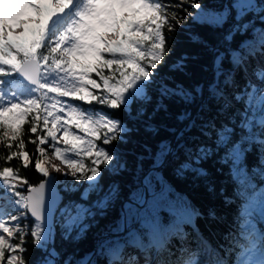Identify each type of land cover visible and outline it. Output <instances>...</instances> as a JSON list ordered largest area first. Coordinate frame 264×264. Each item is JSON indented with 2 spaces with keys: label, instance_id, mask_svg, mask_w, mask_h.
<instances>
[{
  "label": "snow or ice",
  "instance_id": "snow-or-ice-1",
  "mask_svg": "<svg viewBox=\"0 0 264 264\" xmlns=\"http://www.w3.org/2000/svg\"><path fill=\"white\" fill-rule=\"evenodd\" d=\"M237 4L240 6L238 21L253 7H260L264 12V6L253 5L252 0H233V7ZM165 7L161 0H0V142L9 149L6 159L22 158L23 167L31 166L30 154L22 139L23 127L28 124V131L35 135L28 142L36 145L39 156L47 155L44 145H50L56 159L71 169L76 180L89 182L82 200H87L93 192L99 194L100 166H109L114 159L102 145L119 139L127 128L112 114L90 111L82 105L123 109L130 114L134 102L150 99L146 90L156 83L158 66L166 55ZM226 19L225 15L217 14L209 22L220 26ZM241 26L238 23L235 29L239 31ZM16 30L19 34H15ZM109 33L116 39H107ZM230 38L231 33L225 37ZM223 59L222 54L216 57L217 77L225 75V85L234 83L231 74H225L221 68ZM231 62L234 67H241L245 57L238 53L232 56ZM104 69L108 70L107 75ZM93 73L100 82L92 78ZM253 75L262 87L253 86L250 81L248 87L253 91L233 98L245 104L238 113L240 139L233 142L234 129L227 126L217 134V147L226 149L225 162L231 161L236 166L243 163L252 144L264 148V67L257 66ZM14 76L19 79H12ZM209 90L214 97L223 98L226 107L231 106L232 101L224 96L218 82L210 85ZM159 91L167 95L171 90L161 83ZM182 95L189 98L186 93ZM244 95L248 97L246 101ZM72 100L82 104H74ZM141 111L138 107L137 115ZM58 133L62 136L58 137ZM58 139L66 147L58 146ZM13 147L17 151L12 152ZM168 151L164 146L162 155ZM208 154L204 147H198L195 153L190 150V163L182 167L192 168L193 163ZM35 169L45 178L38 186L17 180L18 170L10 167L0 170V264H26L22 255L16 253L25 251L23 243L28 232L34 244L41 247H47L51 239L50 225L45 227L49 173L39 158L35 160ZM193 170L203 174L202 169ZM146 183L150 184L147 178ZM25 186L27 195L19 190ZM114 191L110 189L97 199L95 206L105 208ZM55 199L53 190L49 200L55 202ZM48 211L50 215L51 205ZM60 211L73 223L91 214L90 209L75 202ZM147 215L146 211L142 220L147 240L130 232L131 238L126 244L117 242L108 249V264H141V260L142 264H225L217 250L206 243L193 251L183 244L187 239L185 234L161 229ZM26 217L34 218V226H21L20 221ZM17 234L20 243H11ZM176 236L182 242L179 255L170 248ZM129 245L138 250L137 255L126 257ZM44 264H72V261L61 262L53 248ZM77 264L93 262L84 258Z\"/></svg>",
  "mask_w": 264,
  "mask_h": 264
},
{
  "label": "trees",
  "instance_id": "trees-1",
  "mask_svg": "<svg viewBox=\"0 0 264 264\" xmlns=\"http://www.w3.org/2000/svg\"><path fill=\"white\" fill-rule=\"evenodd\" d=\"M161 2L166 6L163 10L167 17L163 27L166 55L158 66L156 83L146 90L150 99L134 102L130 114L123 109L82 105L90 111L95 109L112 114L122 121L127 131L122 132L119 139L102 145L114 159L109 166H100L99 194L93 192L87 200H82L81 187L66 190L60 184L63 201L59 206L64 208L75 202L83 204L91 212L83 220L73 223L59 207L56 210L50 245L51 250L54 248L59 253L61 262L67 259L77 264L97 248L91 258L93 264H108V249L117 242L126 244L131 238L130 232L147 240V229L142 223L146 211L147 218L161 229L187 234V241L183 242L185 247L195 251L206 243L217 250L225 264H244L240 252L245 245H251L264 255V235L249 237L253 229L262 231L263 228L264 148L252 144L243 157V163L236 166L231 161L225 162L226 149L217 147V134L224 126L234 129L233 142L240 139L241 117L238 113L245 104L236 102L234 96L252 92L253 88L248 87L250 81L253 86L262 87L253 72L257 66L264 67V12L260 7H253L238 21L240 6L233 7V0ZM252 3L264 6V0H252ZM194 4L201 7L198 9ZM217 14L227 17L220 26L209 22ZM238 23L242 25L239 31L235 29ZM230 33L231 38L226 40ZM238 53L245 57V64L236 68L231 58ZM221 54L224 56L221 68L225 74H231L234 83L225 85V75L217 77L216 57ZM104 73L107 75L108 70L104 69ZM92 78L99 81L94 73ZM12 79L19 78L14 76ZM217 82L224 96L232 101L231 106L226 107L223 98L218 99L210 92L209 86ZM161 83L171 90L169 94L161 95ZM182 93L188 94L189 98L186 99ZM247 99L244 95V100ZM72 103L82 104L75 100ZM138 107L142 108L140 115H137ZM31 115L34 113L27 119ZM186 118L189 119L182 124ZM28 129L29 125L25 124L22 139L25 150L30 154L31 166L23 167L22 158L8 161L9 149L0 142V170L4 167L18 170L17 179L33 185L45 178L35 169V160L40 156L36 145L28 142L30 138L35 139ZM174 134V148L165 159L162 150L164 146L169 147ZM198 147L208 149L207 157L193 163L192 168H183L190 163L189 151L195 153ZM11 151H17L16 147ZM85 159L90 163L88 158ZM121 160L122 166L114 168ZM160 160L162 162L157 165ZM193 169H202L203 174ZM143 176L150 181L147 183V198L143 204H126L122 213V201L144 195ZM110 189L115 191L107 206L103 209L96 207L97 199ZM19 190L25 194L24 187ZM189 214L200 233L188 223L186 218ZM20 224L34 226V219L26 217ZM124 226L126 231L116 233L119 232L117 228L123 230ZM11 243H20L18 234ZM181 243L178 236L171 241L170 248L178 251L177 255ZM23 247L25 251L19 254L26 264H42L50 252L47 247L34 244L30 232L25 235ZM200 258L205 259L204 256Z\"/></svg>",
  "mask_w": 264,
  "mask_h": 264
},
{
  "label": "rangeland",
  "instance_id": "rangeland-1",
  "mask_svg": "<svg viewBox=\"0 0 264 264\" xmlns=\"http://www.w3.org/2000/svg\"><path fill=\"white\" fill-rule=\"evenodd\" d=\"M15 34H19V30H16ZM106 38L111 39V40L116 39V37L114 35H112L111 33H109ZM65 99L67 100L69 98H65ZM60 136H62V133H58V137H60ZM57 143H58V146H61L62 148L66 147L65 145H63L62 139H58ZM44 147L46 149L47 155L40 156V160H41V163L47 167V170L49 173V178L56 183L57 182L60 183L63 186V188L66 190H72L74 188H80L81 187L82 193H83L84 189L88 187L89 182L85 181V180H76L73 177V175L71 174V169H69V167L65 163L61 162L59 159H56L50 145L46 144V145H44ZM105 149H106V147H105ZM122 164H123L122 160L118 161L114 165V168L117 169L118 167H121ZM56 168H58L59 171H55L54 169H56ZM59 208L63 209L62 206H59ZM48 226H49V224L45 223V227L47 228ZM262 227H263L262 231H259L257 229H255V230L253 229L251 231V234H249V237L259 236L261 234L264 235V221L262 222ZM50 228H51V226H50ZM5 235H7V234H5ZM50 242L51 243L53 242L52 237H51L50 241L48 242L47 251H51ZM13 244H15V243H13ZM95 249H97V248H95ZM243 249L244 250L242 252H240V255L246 264H249L251 262V260H252V264H254V262H255V264H261L260 260H262V258L264 257L262 254H260L258 251L255 252L251 245H245ZM16 254L20 255L19 252H17ZM130 254H131V251L126 253V257H127V255H130ZM42 264H44V263H42ZM141 264H142V260H141Z\"/></svg>",
  "mask_w": 264,
  "mask_h": 264
},
{
  "label": "water",
  "instance_id": "water-1",
  "mask_svg": "<svg viewBox=\"0 0 264 264\" xmlns=\"http://www.w3.org/2000/svg\"><path fill=\"white\" fill-rule=\"evenodd\" d=\"M193 114H191V116H192ZM190 116V117H191ZM189 117V118H190ZM189 118H186L184 121H183V123L182 124H184V123H186L187 122V120L189 119ZM181 124V125H182ZM180 125V126H181ZM180 128V127H179ZM178 130V129H177ZM175 137H176V134H174V136L172 137V139L169 141V147H168V149H169V151L167 152V154H165V159L166 158H168L169 157V155H170V152L172 151V149H173V147H174V140H175ZM157 165H159V163L157 164ZM42 181H44V179H42V180H40L39 182H37V183H34L33 185H31V186H38L39 185V183L40 182H42ZM46 184H47V186H46V190H45V192H46V208H45V216H46V219H45V223L47 224H49L50 226H52L53 225V222H54V215H55V212H56V210L58 209V207H59V205L62 203V201H63V191L61 190V186H60V183H56V182H54L53 180H51L50 179V181H46ZM144 187H145V193H144V195L143 196H139V197H137V198H133V197H128V198H126V200H124V201H122V206H121V210H122V213H124V211H125V206H126V204H128V203H133V204H142V202L146 199V197L148 196V194H149V191H148V187H147V183L146 182H144ZM25 188V195H27V191H26V186L24 187ZM54 190V192H55V194H56V199H55V202H51L50 200H49V197H50V195H51V193H52V191ZM49 205H51V212H50V215H49V211H48V209H49ZM30 215V214H29ZM34 219V218H33ZM125 224V223H124ZM126 230V226L124 227V229L122 230V231H120V232H116V233H121V232H123V231H125ZM115 233V234H116ZM95 250V248L92 250V252L91 253H89V254H87L86 255V257L85 258H92L93 257V255H94V251Z\"/></svg>",
  "mask_w": 264,
  "mask_h": 264
},
{
  "label": "bare ground",
  "instance_id": "bare-ground-1",
  "mask_svg": "<svg viewBox=\"0 0 264 264\" xmlns=\"http://www.w3.org/2000/svg\"><path fill=\"white\" fill-rule=\"evenodd\" d=\"M187 233V232H186ZM190 233V232H189ZM185 234V233H184ZM187 235V234H186ZM263 235V234H262ZM260 236V235H259ZM187 241V240H186ZM185 246V245H184ZM135 247L134 246H130L129 245V247L128 248H126V250H125V252L126 253H128V252H130L131 251V254L130 255H137V249H134ZM254 250V249H253ZM255 251V250H254ZM178 252V251H177ZM256 252V251H255ZM260 263L261 264H264V261H262V260H260ZM244 264H246L245 262H244ZM249 264H252V260H251V262L249 263ZM254 264H255V262H254Z\"/></svg>",
  "mask_w": 264,
  "mask_h": 264
}]
</instances>
